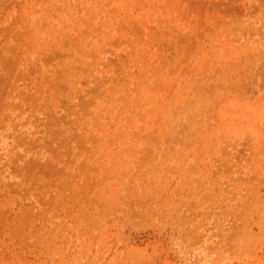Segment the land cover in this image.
I'll list each match as a JSON object with an SVG mask.
<instances>
[{"label":"rangeland","instance_id":"1","mask_svg":"<svg viewBox=\"0 0 264 264\" xmlns=\"http://www.w3.org/2000/svg\"><path fill=\"white\" fill-rule=\"evenodd\" d=\"M0 264H264V0H0Z\"/></svg>","mask_w":264,"mask_h":264}]
</instances>
